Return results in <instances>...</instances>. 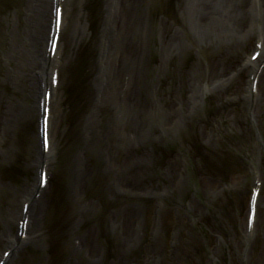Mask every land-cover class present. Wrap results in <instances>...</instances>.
<instances>
[{
    "label": "bare ground",
    "instance_id": "obj_1",
    "mask_svg": "<svg viewBox=\"0 0 264 264\" xmlns=\"http://www.w3.org/2000/svg\"><path fill=\"white\" fill-rule=\"evenodd\" d=\"M92 1L15 0L9 7L4 0L0 2V94L9 93L5 97L0 95V125L5 129L0 136L7 138V129H11L9 135L14 137L17 133L18 137L14 162L7 168L0 166V180L15 182L18 177L25 180L20 182V188L10 199L6 197L12 201L9 210L0 211L1 236L8 240L4 245L0 243V264H17L15 259L20 260L26 252L34 254L35 258L25 264H102L104 261H99L101 247L107 250L105 261L108 257L109 262H113L111 250L120 243L130 245L134 234L130 232V215L137 216L139 210L130 208V184H137V180L130 177L133 161L130 144L132 138L142 141L144 133L155 125L154 111L140 104H130V74H134L135 68L132 67L135 56H130V23L137 0L109 1L118 7L113 23L115 30L114 25L111 27L104 20H93V28H90L86 4ZM100 1L103 9L106 6L103 0ZM194 1L188 22L192 25L194 19V34L203 35L204 40L217 30L218 34L224 33L222 28H231V21L237 19L235 12H224L233 0ZM56 5L59 10L52 14ZM251 7L259 17L257 3ZM77 12L80 19L76 18ZM221 15L227 19L222 27L219 24ZM78 20L85 23V29L79 35L77 28L82 23ZM212 21L217 24L214 28ZM138 26L131 32L137 33ZM262 26L264 28V21ZM254 27L247 20L241 32L251 30L259 34V40L263 39L262 29L257 32ZM141 32L135 34L139 39ZM93 46H96L97 54L91 51ZM44 70L51 80L55 75L56 92L42 94L43 110L47 107L48 118L44 113L40 115L38 110L40 85L46 88L40 76V71ZM82 70L86 74L79 77ZM21 92L24 94L22 99L19 97ZM194 104L195 99L185 103L184 116L191 114ZM174 117L176 121L179 119L177 114ZM32 120L35 126L39 122L46 129L47 136L50 133V140L47 139L51 151L42 162L36 155L30 163L23 160L27 169L17 171L14 163H20L22 154L19 153L25 149L34 151L24 132L26 143L22 140L18 123L23 121L28 127ZM167 121V117L159 119L164 130H173ZM81 122L84 123L78 125ZM66 157L71 165L64 166ZM65 171L69 173V180ZM64 178L66 183H63ZM0 188L1 194L6 195L2 183ZM24 205H28L27 213L22 212ZM115 208L116 214H110L109 211H115ZM14 227L15 238L11 233ZM94 233L99 235L102 244L99 239L95 240ZM28 244H34L31 251H23L21 248ZM34 247L43 250L33 252ZM117 251L114 253L119 255ZM21 260L25 258L22 256ZM118 264L123 262L120 260Z\"/></svg>",
    "mask_w": 264,
    "mask_h": 264
},
{
    "label": "rangeland",
    "instance_id": "obj_2",
    "mask_svg": "<svg viewBox=\"0 0 264 264\" xmlns=\"http://www.w3.org/2000/svg\"><path fill=\"white\" fill-rule=\"evenodd\" d=\"M234 1H235V3L233 6L236 9L237 8L236 1H238V0H234ZM193 5H194L193 1H190V3L188 4L189 15H191L192 10L194 9ZM117 8L118 7L116 5V7L114 8V11H112V14L110 16L109 26H111V27L114 25L113 23H115L114 22L115 15H118V13L116 12ZM232 9H233V7H232ZM236 11H238V10L236 9ZM192 27L195 28L194 19H193ZM214 27H216V26H213V28ZM115 29H117L116 26L114 27V30ZM222 30H223V28H222ZM230 31L234 32L231 29H230ZM79 33H80V31H78V35H79ZM220 34H223V33H220ZM133 36L134 35L130 33V46L133 44V50H135V53H138L139 49H140L138 44L140 42L138 41V42L133 43V41H132ZM222 39L224 41L229 42V44H230L229 47H223V46L221 47V40H219L217 37H214L213 35L207 37L205 40H207L206 42H207L208 47H209L208 53H213V55L211 56V58H209V60H207L208 56H206L204 62H203V60H195V64L191 65L190 71L193 73L194 83H197L198 85H202V87H204V89H203L204 91H208L207 86H212V84L214 85V83L216 81H218V79L224 77L227 74V72H230L231 70L234 69V67L238 66V63L242 57L238 53V47L236 45L237 43H236L235 39H228V37H223V36H222ZM228 48H230V49H228ZM139 58H140V56L139 57L137 56L135 61H138ZM191 61H193V60H191ZM145 63L147 64V60L143 63L144 71H145ZM185 64H186V60L183 63V61H180L179 57H178L177 60L174 62V64L171 63V65L169 67H164L165 70L168 73H170L171 78L174 79L176 82V88L173 90L174 92L177 91L178 88L180 87V85L178 83H181V82H178V80H177V77L179 78L181 75L179 68L181 67V72L183 73V75H185V70L183 68ZM207 68H208V70L206 71ZM140 72H141V70H140V67L138 64L137 69L134 71L135 76H133V75L130 76V100L133 102H139V99H140V83H139V79H138V74H140ZM191 77L192 76L190 74V76H188V78H187V84H188V79H191ZM142 80L144 81L143 78H142ZM187 84L185 85L186 88L188 87ZM240 85L241 84L239 82L238 83L236 82V84H234L233 89L229 93V95H234L238 89H241ZM263 88H264V80L262 82V89ZM25 91L26 90H24V92ZM198 91L199 90L196 87H194V94L197 93ZM21 93H22V95L19 96L20 99H22L24 97L23 92H21ZM215 94H216V96H218L217 93H215ZM229 98L232 99V97H229ZM197 99L200 100V94L197 95ZM234 104H235L234 106L232 105V106H228V107H221L219 109L218 113L214 112V113L210 114L207 121H209L210 125H211L216 121H219V120L226 121L228 119L230 122L228 124V127L231 126V130L229 132L230 136L233 137L235 140H239V134L243 131V126H241V125H244V124L242 122V110L238 108L237 102H234ZM175 109L177 110L178 106H174L172 110H175ZM172 110H169V112ZM165 112H167V111H165ZM261 116L262 115L260 114V112L257 113L258 130L261 133V136L263 138V144L260 146V149L262 152L260 151L259 144H258V145H255V147H254L255 148L254 154L258 150L260 152V155H264L263 154L264 153V120L262 119L263 117H261ZM232 118H233V120H232ZM179 126H178V128H179ZM199 126H201L200 127L201 129H204L205 124L200 123ZM201 129H199V133H201ZM0 131H5V129L2 128L1 125H0ZM9 134L11 135V129H7V133H6L7 138L2 139L0 137V151L2 152V159L0 160L1 168L2 167L7 168L8 166H10L11 162H14L13 161V158H14L13 152L16 150L17 141L15 140V136L11 137ZM22 140L24 141V138H22ZM24 143H26V142L24 141ZM226 143H227V141H226ZM210 144L213 145V143H210ZM19 145H18L17 149L19 148L20 149L19 152H21V146H19ZM131 146H134V144H131ZM215 147L220 148L219 146H215ZM213 150H214V148H213ZM29 151L30 152H28L25 149V150H23V153H19V154H22V156H21V159L18 160V162L20 161V163H14L15 167L19 166L21 168V170H23V168L27 169V166H28L27 163H23L22 161L26 159L25 162H29V163L32 162L33 152L31 151V149H29ZM247 158L248 157L246 156V151H245L244 153H242L241 158H240V161H242L243 165L247 164V162H246ZM16 161H17V159H16ZM240 161L237 160V162H240ZM171 169H173V168H171ZM181 172L183 174H185L184 171H181ZM182 173H181V175H183ZM65 174L68 175L69 173L67 171H65ZM0 177H1V175H0ZM189 178L191 181L189 179H186V183H194V188L197 191V196H195L194 199H192V200L190 199V202H188V204L189 203L192 204L196 210L197 206L201 207L202 203L203 204L211 203V200L205 196L207 193H211L214 195L216 190H218L217 186H219V184L216 183L213 179L203 177L200 175H197L196 181H193L191 179V177H189ZM227 178H228V182H229L228 184L230 185V187L234 184L239 183L237 186H240L239 188L241 189L240 190V192H241L240 196L241 197L239 198L240 206H239L238 211L235 213V217L232 219L231 222L228 221L227 219L221 220L223 218L225 212H224V209L221 210V213H219L218 210H217L218 212L215 211L217 205L219 204V201H217L216 203L212 204V206H213L212 207L213 208L212 214L209 216V218H207L205 220L206 227H205V225L203 226L202 224H197L194 226L193 230H190L189 228H187V227H189L188 226L189 225L188 217L183 216L182 214L176 215L173 218L171 223H170L171 220L168 217L165 218L166 220H164V223H166V224L164 225V230L172 227L175 224V227L176 228L178 227V229L181 232L180 235H182L181 236L182 237V239H181L182 243L180 244V248L179 249L175 248L174 250H171V253L169 255H168V253H165L166 245H167V238H166L165 234L163 235V234L159 233L157 240L153 241V242H155L153 244H154V247L157 249V252L151 250V248H150L151 245L148 244L149 246L146 245L145 247H143V250H144L143 253H140V251H138V252L132 251V253L130 255V245H125V244H127V242H126L125 244L120 243L119 246L117 245L115 248H113L111 250V254H113V256H114L113 262H109L108 257L106 258V261H105L104 254L106 255L107 250L104 249V247L103 248L101 247L100 249H101L102 253L99 254L100 255L99 261L100 262L104 261L102 264H118V263H120V260L123 262V264H133V263L134 264H144V260L149 261V257L152 254L153 255L152 257L154 259L159 258L158 264H190L194 260L198 261L199 264H210V263L215 264V261H216V264H243V263H245V264H264V208L259 212V215H258L259 223L255 229L254 238H253L252 242L250 243V245L248 246V248H246V245L243 241L245 211H244V208L242 209L241 207H242V205L244 206V204H246V197H247L246 195H247V190L249 189V187L251 185V179L249 176H247L246 173H244V174L240 173L237 176L227 177ZM21 179H22V177L21 178L18 177L15 182H9L10 181L9 179L4 180L3 178H1L0 183H2V185L4 187V192L6 193V195L4 193L1 194V192H0V194H1L0 211H8L9 208L12 206V201L9 202V199L20 188V186H21L20 184L25 181V180L22 181ZM25 179H27V174L25 176ZM263 179H264V173H263ZM28 180H31V178H29ZM168 183L170 184V180H168ZM130 188L139 190V187H136V186L130 185ZM198 188H199V190H198ZM0 190H2V188H0ZM7 196H9L8 197L9 199L6 200ZM232 196L233 195L230 194V197H232ZM262 202L264 203V193L262 195ZM19 207L20 206H18V208ZM120 207H122V206H120ZM49 209H51V208H49ZM116 210L117 209L115 208V211H109V212H110V214H112V213L116 214V212H117ZM51 213L52 212L50 210V214ZM191 214L195 218L197 216H199V215H194V213H191ZM130 217H131V215H130ZM133 217H135V216H133ZM131 219H133V218H130V221H131ZM80 220H82V219L80 218ZM80 220H76L78 222V224L81 223ZM167 222H169L168 225H170L168 227H167ZM52 223H54V222H52ZM85 223H86V221H85ZM46 226H48V225H46ZM123 228H125L124 225L122 227V230H124ZM136 228H138V233H140V226L139 227L136 226ZM223 228H226L225 232H224V230H222ZM220 229L222 232V236L224 238V242H225V244L227 243L228 248L226 250L217 249L218 250V253H217V251H215L216 249L211 248L212 244L209 243L207 236L219 234L216 232H220L219 231ZM14 230H15V227L11 231L13 238H15ZM2 232H3V226L1 225V222H0V243L2 245H4V243H6L8 240H7V237L4 239V237L1 236ZM116 233H119V231H116ZM203 234L204 235L206 234L205 237H202ZM93 237L95 238V240L100 238L98 234L96 235V233H94ZM118 237H119V235H118ZM119 239H120V237H119ZM99 241L101 242V244L103 243V241L101 239H99ZM207 243L209 244V249H210L209 253H208L209 263L205 261V255L204 254H203L201 259L199 256L200 252L203 253V250L207 246L206 245ZM42 244H43V241H42ZM28 245L29 246H25V247L23 246V248H21V249H23V251H25V250L31 251V247H33L34 244L33 245L28 244ZM43 246H44V244H43ZM41 248H35L36 250H34L33 252L43 250ZM245 248H246V250L244 251ZM117 250H119L120 256L117 253L116 254L114 253ZM22 256L25 258V260H21ZM117 256H119V257L117 258ZM34 258H35L34 254L32 255V254L26 252L24 255L20 256L21 264H25L26 261H28V260H30V262H32L34 260ZM20 260H18V258H17V260L15 259V262H17V264H20ZM96 260H98V259L96 258ZM152 263L154 264L153 260L150 262V264H152ZM30 264H32V263H30ZM96 264H98V263H96Z\"/></svg>",
    "mask_w": 264,
    "mask_h": 264
}]
</instances>
